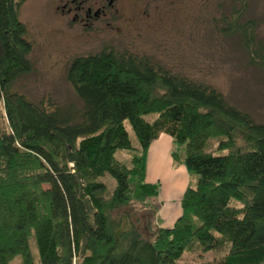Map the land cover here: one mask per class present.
Listing matches in <instances>:
<instances>
[{
  "label": "trees",
  "instance_id": "trees-1",
  "mask_svg": "<svg viewBox=\"0 0 264 264\" xmlns=\"http://www.w3.org/2000/svg\"><path fill=\"white\" fill-rule=\"evenodd\" d=\"M23 1L0 0V264H35L30 243L36 264H175L191 246L226 250L198 264H264V120L205 82L111 47L67 61L77 108L32 102L13 88L31 70ZM232 2L219 32L264 71L257 23L241 21L249 1ZM159 134L194 183L171 227L153 225L159 184L144 181ZM132 203L150 216L144 230Z\"/></svg>",
  "mask_w": 264,
  "mask_h": 264
},
{
  "label": "rangeland",
  "instance_id": "rangeland-1",
  "mask_svg": "<svg viewBox=\"0 0 264 264\" xmlns=\"http://www.w3.org/2000/svg\"><path fill=\"white\" fill-rule=\"evenodd\" d=\"M248 1L241 21L253 19L257 23L256 39L264 45V0ZM232 4V0H118L114 3L119 7L115 20L94 31L73 24L55 10L60 0H24L17 17L24 24L31 45L27 54L31 70L21 75L13 88L32 102L48 100L60 107L77 108L79 100L64 77L67 61L111 47L119 52L145 55L165 70L205 82L221 92L228 103L249 113L256 122L262 121L264 71L249 64L237 36L230 38L219 32L224 26L221 17H228ZM1 123L0 103V126ZM124 127L129 140L134 142L126 122ZM116 156L120 160L126 158L121 152ZM150 206H155L153 200ZM127 208L132 218L139 219L138 228L144 230L150 217L147 212L133 203ZM150 218L158 227L156 218ZM29 246L36 264L34 247L31 243ZM225 252H204L191 246L175 264L206 263ZM9 264H19V258Z\"/></svg>",
  "mask_w": 264,
  "mask_h": 264
},
{
  "label": "crops",
  "instance_id": "crops-1",
  "mask_svg": "<svg viewBox=\"0 0 264 264\" xmlns=\"http://www.w3.org/2000/svg\"><path fill=\"white\" fill-rule=\"evenodd\" d=\"M172 148V139L159 134L148 145L144 161V181L159 184L154 200L158 227H171L180 216L183 191L193 181L183 165L172 161Z\"/></svg>",
  "mask_w": 264,
  "mask_h": 264
},
{
  "label": "flooded vegetation",
  "instance_id": "flooded-vegetation-1",
  "mask_svg": "<svg viewBox=\"0 0 264 264\" xmlns=\"http://www.w3.org/2000/svg\"><path fill=\"white\" fill-rule=\"evenodd\" d=\"M118 0H60L55 7L60 14L66 15L73 24L94 30L99 26H106L115 20L119 7L114 3Z\"/></svg>",
  "mask_w": 264,
  "mask_h": 264
}]
</instances>
